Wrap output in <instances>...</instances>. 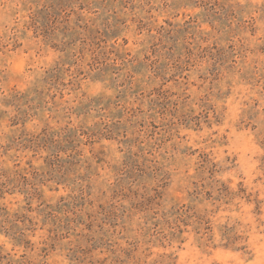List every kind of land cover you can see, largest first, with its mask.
<instances>
[{"label":"rangeland","instance_id":"1","mask_svg":"<svg viewBox=\"0 0 264 264\" xmlns=\"http://www.w3.org/2000/svg\"><path fill=\"white\" fill-rule=\"evenodd\" d=\"M0 264H264V0H0Z\"/></svg>","mask_w":264,"mask_h":264}]
</instances>
